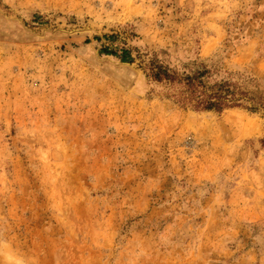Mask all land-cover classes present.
<instances>
[{"label": "rangeland", "instance_id": "1", "mask_svg": "<svg viewBox=\"0 0 264 264\" xmlns=\"http://www.w3.org/2000/svg\"><path fill=\"white\" fill-rule=\"evenodd\" d=\"M134 50L264 89V0H0V264H264L263 116L180 108Z\"/></svg>", "mask_w": 264, "mask_h": 264}, {"label": "trees", "instance_id": "2", "mask_svg": "<svg viewBox=\"0 0 264 264\" xmlns=\"http://www.w3.org/2000/svg\"><path fill=\"white\" fill-rule=\"evenodd\" d=\"M134 51L145 78L180 108L215 113L241 108L264 118V89L259 79L248 72L224 70L214 62L206 64L197 58H186L175 66L165 51ZM99 52L124 64L134 61L132 51L126 48H102Z\"/></svg>", "mask_w": 264, "mask_h": 264}]
</instances>
